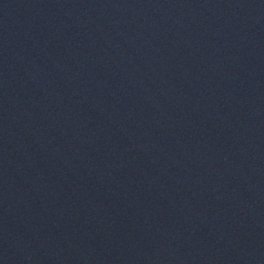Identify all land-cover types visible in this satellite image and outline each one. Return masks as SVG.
Returning a JSON list of instances; mask_svg holds the SVG:
<instances>
[{"label": "water", "instance_id": "obj_1", "mask_svg": "<svg viewBox=\"0 0 264 264\" xmlns=\"http://www.w3.org/2000/svg\"><path fill=\"white\" fill-rule=\"evenodd\" d=\"M0 264H264V0H0Z\"/></svg>", "mask_w": 264, "mask_h": 264}]
</instances>
